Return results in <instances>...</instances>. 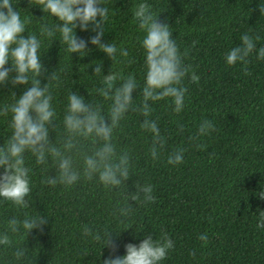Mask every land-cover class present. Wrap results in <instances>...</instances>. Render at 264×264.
<instances>
[{"label":"trees","instance_id":"1","mask_svg":"<svg viewBox=\"0 0 264 264\" xmlns=\"http://www.w3.org/2000/svg\"><path fill=\"white\" fill-rule=\"evenodd\" d=\"M141 2L157 15V22L169 26L182 66L188 69L179 85L186 89L179 113L171 98L149 102L151 111L143 113L144 33L133 16ZM13 3L27 21L22 35L42 40L44 70L39 79L52 96L56 115L49 139L55 147L63 151L69 139L63 118L71 92L83 96L108 123L112 102L100 94L103 75L132 76L137 88L132 106L112 133L117 157L129 158V179L109 189L83 176L84 156L102 143L91 137H73V149L65 152L81 172L71 186L46 183L57 174L55 161L38 164L25 153L31 184L28 206L0 201V233L13 217L22 221L39 214L47 220L27 235L22 227L9 232L12 244L0 246V264H103L108 257L123 256L125 245H138L149 235L156 241L166 236L174 243L161 264H264V229L257 228L264 211V200L258 198L264 191V60L257 59L264 47V0H100L109 10L102 43L117 47L114 60L92 45L86 57L68 53L59 33L41 36L43 29L55 30L58 21L41 10L38 0ZM75 31L86 41L95 35L91 25L86 32L78 27ZM245 33L253 37L255 49L246 62L227 66L224 57ZM97 66L101 72H95ZM115 83L118 87L123 80ZM24 90L0 86V147L12 135L11 113L6 111L14 103L12 93L18 98ZM145 120L156 122L159 137L142 127ZM206 120L214 128L201 135L198 129ZM154 144L156 159L151 156ZM180 149L183 162L168 164L169 155ZM147 185L152 201L139 192ZM126 208L127 215L121 216ZM86 227L91 235L85 234ZM108 233L112 236L105 246ZM96 234L102 238L94 239ZM201 234L207 235L206 242L199 239ZM20 247L27 253L18 259Z\"/></svg>","mask_w":264,"mask_h":264},{"label":"clouds","instance_id":"2","mask_svg":"<svg viewBox=\"0 0 264 264\" xmlns=\"http://www.w3.org/2000/svg\"><path fill=\"white\" fill-rule=\"evenodd\" d=\"M41 10L58 21L55 30L43 29L41 36L53 37L59 33L60 41L67 45L66 51L78 54L83 58L89 55L92 45L95 49L104 53L108 58H116L117 47L109 42L102 43L105 35L103 23L107 20L109 10L101 6L100 0H38ZM13 0H0V86L5 84L12 87L22 86L24 92L16 98L7 109L11 113L10 128L12 135L6 146L0 147V201L11 202L18 207H27V198L31 192L30 169L25 166V153H31L38 164H45L49 158L56 163L57 174L46 179V183L55 186L57 183L71 186L81 178V172L73 166L71 156L65 154L74 147L73 137H91L94 142H102L101 146L90 155L83 158V176L88 180L95 178L101 185L109 189H117L129 179V158L125 155L117 157L116 149L112 143L113 129L129 110L133 103V92L137 88L134 77L126 79L118 73L103 75V87L100 94L111 100L108 123L99 111L85 101L79 93L71 92L67 98V109L63 118L65 131L69 135L64 144V150L55 147L49 139L50 125L56 115L52 106V96L45 84L41 87L39 79L43 69L41 62L42 40L35 34L22 35L26 30L27 21L21 18L19 11L14 10ZM264 11V6L260 8ZM138 27L143 31L141 47L144 50V82L142 92V110L145 115L150 111V103L171 98L173 110L179 113L185 103L186 89L180 87L188 69L182 66L181 56L176 40L172 38V31L165 23L157 22L155 15L147 3H139L133 12ZM99 17V20H97ZM95 35L87 41L78 39L77 27L81 32L89 30ZM259 40L257 36L255 38ZM240 45L233 47L224 57L227 66H233L237 62H246L255 49L253 37L245 33L240 37ZM126 56V51H121ZM257 59L264 60V47L257 52ZM8 65L9 67H6ZM95 72H101L97 66ZM122 79L123 83L116 86V81ZM193 80L197 77L193 76ZM30 85V86H29ZM142 127L151 132L154 137H159V128L154 121L145 120ZM210 121H204L198 131L206 135L213 130ZM162 146V143H161ZM151 156L156 159L158 150L154 144L151 148ZM184 151L182 149L169 155L167 163L178 165L183 162ZM139 192L144 194L147 201L154 200L152 187L143 186ZM137 196L133 195L134 201ZM258 198L264 200V191L258 194ZM129 209H121L120 215H127ZM258 229H264V211H261ZM46 218L39 214L26 217L22 221L15 217L7 223V230L0 233V246L11 245L9 232L17 233L22 227L26 235L33 229H40L46 222ZM85 234L91 235L89 228L84 229ZM110 236L106 234L108 245ZM99 234L94 239L100 240ZM206 242V234L199 236ZM104 246V247H105ZM174 243L166 236L156 241L152 236H146L138 245H125V254L120 257H108L103 264H161L166 258L169 249ZM27 250L23 247L17 249L16 257L22 258Z\"/></svg>","mask_w":264,"mask_h":264}]
</instances>
